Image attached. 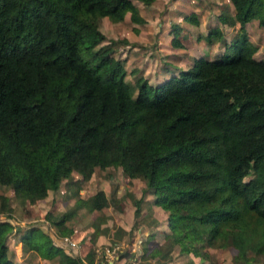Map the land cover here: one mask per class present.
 <instances>
[{
	"label": "trees",
	"instance_id": "1",
	"mask_svg": "<svg viewBox=\"0 0 264 264\" xmlns=\"http://www.w3.org/2000/svg\"><path fill=\"white\" fill-rule=\"evenodd\" d=\"M228 1L221 22L256 19L264 33V0ZM126 12L141 19L133 0H0V185L34 201L71 171L86 179L96 167L119 166L166 211L158 256L174 243L193 253L231 245L235 261L252 264L264 254V58L240 32L230 53L195 56L155 86L138 76L133 95L118 59L94 48L105 37L98 18ZM78 201L101 208L107 196L99 188ZM11 228L0 220V264H15L5 242ZM35 229L19 235L22 244L56 264H81L48 237L34 244ZM85 258L92 264L91 249Z\"/></svg>",
	"mask_w": 264,
	"mask_h": 264
},
{
	"label": "rangeland",
	"instance_id": "2",
	"mask_svg": "<svg viewBox=\"0 0 264 264\" xmlns=\"http://www.w3.org/2000/svg\"><path fill=\"white\" fill-rule=\"evenodd\" d=\"M133 2L141 19L133 21L127 12L116 21L99 17L97 26L105 37L94 46L107 48L106 54L118 59L133 95L138 76L155 86L189 66L195 56L215 58L230 53L240 32L254 43L252 55L264 58V33L256 19L242 25L220 21L219 12L231 8L228 0ZM191 15L197 20L188 19ZM81 54L86 57L84 49ZM100 55L97 53V60ZM99 188L107 196L105 206L90 209L80 204L78 197ZM1 193L10 205L9 211H0V220L11 224L5 242L15 264H56V256L47 258L22 244L19 235L32 227L36 228L31 230L34 244L44 246L48 237L66 253L79 255L81 264H89L85 258L89 249L92 264H243L234 260L231 245H201L198 253H193L174 243L167 255L158 256L155 251L162 250L168 236L166 211L151 202L153 195L144 180L127 176L119 166L96 167L86 179L71 171L56 189L34 201L14 195L6 185H0ZM135 197H141L137 214L133 211ZM252 264H264V254H255Z\"/></svg>",
	"mask_w": 264,
	"mask_h": 264
},
{
	"label": "built area",
	"instance_id": "3",
	"mask_svg": "<svg viewBox=\"0 0 264 264\" xmlns=\"http://www.w3.org/2000/svg\"><path fill=\"white\" fill-rule=\"evenodd\" d=\"M71 244V243H70Z\"/></svg>",
	"mask_w": 264,
	"mask_h": 264
}]
</instances>
